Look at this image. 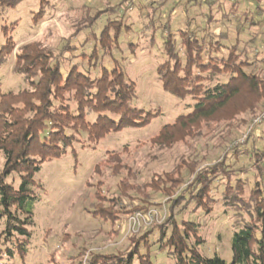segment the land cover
<instances>
[{
	"label": "rangeland",
	"instance_id": "obj_1",
	"mask_svg": "<svg viewBox=\"0 0 264 264\" xmlns=\"http://www.w3.org/2000/svg\"><path fill=\"white\" fill-rule=\"evenodd\" d=\"M153 1L157 0H25L1 16L0 29L7 26V36H12L16 44L13 56L0 66L2 92H19L29 87L21 75L14 73L16 57L22 47L39 44L46 50L54 51L67 46L62 52L60 64L64 78L74 66L92 78L100 77L104 68L112 70L120 66L127 80L136 85L134 106L155 117L144 127L112 132L98 144L88 141L76 143L74 151L69 149L61 158L44 163L35 177V192L39 200L34 207L35 226L29 253L23 261L17 258L12 261L2 259L0 264H79L80 260L85 264L89 253L124 255L134 243L142 242H147V245L156 243L141 247V253L150 252L153 264H175L170 253L172 249L165 243L173 224H184L186 221L199 224L190 244L197 245L200 240L201 245L197 246L200 254L206 257L218 255L231 264L233 224L241 218L248 219L243 210L240 214L236 213L222 199L210 204L209 208H199L191 191H187L183 193L186 197L180 199L172 210L170 222L153 229V226L161 225L166 220L169 215L167 208L173 200L164 198L163 194L151 193V189L144 187L152 179L159 182L166 175L173 179L184 177L187 182L190 179L187 165L194 164L193 173H196L218 164L217 161L226 153L227 175L231 183L235 185L239 182L246 186L248 195L255 183L260 181L259 186L264 191V104L257 113L252 112L251 107L250 111L240 114L238 107L250 106L249 99H254L241 95L227 106L219 121L202 124L190 136L178 131L180 140L168 148L155 143L164 126L190 114L197 102L190 98L179 99L162 88L157 70L166 57L165 34L161 27H148V19L140 16ZM259 2L264 6V0ZM173 3L174 0H168L157 15L161 13L164 19ZM193 3H196V7L197 3L208 5L206 0ZM218 5L221 9L217 10ZM212 9L217 20L213 25L215 34L227 32L224 20L234 15L229 3L227 0H216ZM98 12L99 17L91 26L89 17H94ZM124 13L127 16L121 23L120 38L118 42L113 41L112 53L105 54L98 42L101 32L108 22L122 20ZM173 18L179 24H184L183 10L178 8ZM7 36L0 32V45L6 43ZM176 39L178 43V36ZM222 79L226 80L225 77ZM236 114L240 116L238 119L235 118ZM95 119V114L87 117L90 122ZM258 119L262 122L256 123ZM234 150L238 151L237 158L233 155ZM256 150L260 155L254 158L253 152ZM115 154L118 156H113ZM4 165L5 158L0 153V171ZM130 171L132 177L129 176ZM6 182L18 188L20 176L12 174ZM122 182L134 188L123 192L120 186ZM183 186L180 191L190 187L188 184ZM135 187L141 188L140 191L137 192ZM124 194L131 196V199ZM146 194H152L151 203ZM118 199L127 207V213L116 206L114 211L120 212V217L113 225L89 213L95 206L111 208L112 200L118 202ZM137 209L142 210L135 212L143 214L154 210L160 214L154 225L143 227L132 241L125 228L128 218ZM162 230L166 237L160 243L159 231Z\"/></svg>",
	"mask_w": 264,
	"mask_h": 264
},
{
	"label": "trees",
	"instance_id": "obj_2",
	"mask_svg": "<svg viewBox=\"0 0 264 264\" xmlns=\"http://www.w3.org/2000/svg\"><path fill=\"white\" fill-rule=\"evenodd\" d=\"M24 1L0 0V18L8 9ZM167 1H153L140 16L148 19V27H161L165 34L166 57L157 70L163 90L179 99L190 98L197 103L190 114L178 117L173 124L161 129L154 141L163 148L180 140L178 131L190 136L202 124L219 121L227 106L241 95L254 99H249L250 106L238 107L240 114L250 111L251 107L252 112L257 113L264 104V39L259 40L264 32L254 31L264 27V8L257 5L255 11L246 8L240 17H226L223 25L230 22V27H235L232 38L229 32H214L213 25L217 20L212 6L216 0H206L208 5L197 3V7L193 3L197 0H174L163 19L161 13L157 14ZM236 1L233 6L237 13L239 1ZM178 8L183 10L184 24L173 18ZM218 9H221L220 6ZM99 13L89 17L91 26ZM123 16L122 20L108 22L101 32L98 46L105 54L112 53L113 41L118 42L120 38L121 23L127 14ZM1 31L7 36V26ZM227 38L232 40L227 42ZM66 47L54 51L46 50L39 44L22 47L16 57L14 73L21 75L29 87L19 92L5 93L0 90V153L5 158L4 168L0 171V261L15 258L23 261L29 253L35 226L34 207L39 200L35 192V177L44 163L61 158L69 149L74 151L76 143L88 141L98 144L112 132L144 127L155 117L134 106L136 85L127 80L120 66L112 70L104 68L98 78H92L74 66L64 78L60 64ZM15 48L13 37L7 36L6 43L0 45V66L9 61ZM93 53L97 54L95 50ZM224 77L226 80L222 79ZM91 114L96 115L93 122L87 120ZM239 117L235 115V118ZM253 153L254 158L260 155L258 150ZM224 155L225 158L219 159L218 164L196 173H193L194 164L187 165L190 174L187 182L184 177L173 179L166 175L159 182L152 179L150 184L145 185L144 188L151 189V193L163 194L164 198L173 200L167 208L169 215L166 222L152 228H161L170 222L172 210L180 199L186 197L183 193L187 191H191L199 208H209L210 204L222 199L236 213L240 214L243 210L248 215V219L241 218L233 224L231 264H264V191L259 186L261 182H256L246 195V186L239 184L238 180L235 185L231 183L227 175V154ZM233 155L237 158L238 151L234 150ZM12 174L20 176L18 188L6 182ZM129 176L132 177L131 171ZM183 184L190 187L180 191ZM120 186L123 192L134 188L125 182ZM135 189L138 192L141 188ZM124 195L131 199V196ZM96 196L100 199L99 195ZM145 196L151 203L152 194ZM112 205L111 208L95 206L89 213L113 225L120 217V212L114 211V208L119 206L127 213V207L120 199L118 202L112 200ZM198 227L199 224L192 221L173 224L165 244L172 249L170 253L175 264H227L218 255L206 257L200 254L197 250L200 240L197 245L190 244L191 236L196 235ZM159 233L158 242L162 243L166 234L163 230ZM135 237L133 234L129 240L133 241ZM155 244L134 243L124 255L92 252L85 264H153L150 252L141 253V247ZM79 264H83V260Z\"/></svg>",
	"mask_w": 264,
	"mask_h": 264
},
{
	"label": "built area",
	"instance_id": "obj_3",
	"mask_svg": "<svg viewBox=\"0 0 264 264\" xmlns=\"http://www.w3.org/2000/svg\"><path fill=\"white\" fill-rule=\"evenodd\" d=\"M259 122H261L260 119L256 120V123ZM159 214L160 213H158L156 210L149 211L145 214L141 212H135L130 218H128L125 232L127 235H133L141 231L143 227H151L158 221Z\"/></svg>",
	"mask_w": 264,
	"mask_h": 264
},
{
	"label": "crops",
	"instance_id": "obj_4",
	"mask_svg": "<svg viewBox=\"0 0 264 264\" xmlns=\"http://www.w3.org/2000/svg\"><path fill=\"white\" fill-rule=\"evenodd\" d=\"M238 1H239V5H238L239 7L238 6L237 7H238L239 11L236 13L235 12L236 8L233 6V4L237 1L235 0V2H234V0H227L230 7L234 11V15H233L234 17H240L246 8L251 9V11H255V7L257 5L264 8V6L259 2V0H238ZM233 16L231 15L230 17L234 19ZM233 22H234V20H233ZM230 24H231L230 22H227V32H229L230 36H232V38H233L234 33H235V27L233 25H231V27H230ZM254 31L255 32H258V31L264 32V27L262 29L256 28V29H254ZM244 38H246V37L244 36ZM229 39L227 38V42ZM261 39H264V34L260 35L259 40H261ZM230 40H232V39H230Z\"/></svg>",
	"mask_w": 264,
	"mask_h": 264
}]
</instances>
